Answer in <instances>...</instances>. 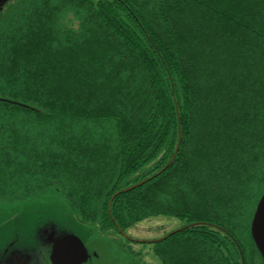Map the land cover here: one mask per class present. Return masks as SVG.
Segmentation results:
<instances>
[{"label":"trees","instance_id":"1","mask_svg":"<svg viewBox=\"0 0 264 264\" xmlns=\"http://www.w3.org/2000/svg\"><path fill=\"white\" fill-rule=\"evenodd\" d=\"M49 188L101 231L197 223L152 242L162 264H256L264 0L5 6L0 203Z\"/></svg>","mask_w":264,"mask_h":264},{"label":"flooded vegetation","instance_id":"2","mask_svg":"<svg viewBox=\"0 0 264 264\" xmlns=\"http://www.w3.org/2000/svg\"><path fill=\"white\" fill-rule=\"evenodd\" d=\"M76 226L77 224L73 222L62 225L54 219L45 220L43 224L25 223L21 234L13 232L6 237L4 233L6 223H4L0 226V264H56L52 259L53 248L58 245L61 237L69 233L80 237L88 249V259L80 264H151L143 261L139 251L133 247L143 240L133 239L122 230L115 235L119 237L118 240L117 238H104L102 231L95 239L92 233L83 235L80 231L78 232ZM88 231L92 230L88 229ZM120 236L124 237V242L126 241L127 248L124 250ZM157 240L159 239L151 240V243ZM118 244L120 248L122 247L120 250L116 249ZM68 247L69 252L74 251L71 245Z\"/></svg>","mask_w":264,"mask_h":264},{"label":"water","instance_id":"3","mask_svg":"<svg viewBox=\"0 0 264 264\" xmlns=\"http://www.w3.org/2000/svg\"><path fill=\"white\" fill-rule=\"evenodd\" d=\"M11 1L12 0L1 1L0 11L4 10L6 4ZM18 211L19 212L17 214L6 220V231L4 232L6 233V237L11 235L13 232L21 234L25 223L43 224L45 220L51 219L56 220L62 225H66L67 222L77 223L72 220L74 217L72 212H69L61 202H57L52 205L46 203L36 208H34V206L25 209L19 208ZM29 219L31 220L29 221ZM79 222L82 223L80 220ZM196 224L197 223H194L186 227L194 226ZM184 228L179 230H183ZM76 229L78 232L80 231L77 226ZM249 240L254 251V262L256 264H264V193L257 203L252 218ZM68 245H71L73 247L72 249H74V251H70L71 254L69 252L70 248ZM241 254L243 264H246L244 255L242 252ZM88 257V249L84 242L80 237L74 235L73 233H69L61 237L58 241V245L53 248L52 252V259H54L56 264H80L81 262L86 261Z\"/></svg>","mask_w":264,"mask_h":264},{"label":"rangeland","instance_id":"4","mask_svg":"<svg viewBox=\"0 0 264 264\" xmlns=\"http://www.w3.org/2000/svg\"><path fill=\"white\" fill-rule=\"evenodd\" d=\"M16 1L17 0H12L11 2L7 3L6 8L12 2H16ZM70 17L73 16L70 14ZM74 22L75 25H77V22L76 21ZM57 202H61L64 205V207L68 209L69 212H72L74 216L72 220L77 222L76 223L77 228L80 229L81 234L86 235L88 233H92L95 235V239H96L97 235H99L101 231V228L98 225H93V224L83 225L82 223H80L79 220L76 218L78 217V215L75 212V209L70 205V203L66 200V198L55 188H49L46 191L41 192L38 196L34 198L26 199V201L23 202L19 201L15 203H0V223H1L0 226L6 223V220L10 219L12 216L17 214L19 212L18 211L19 208L25 209L33 206L34 208H36L46 203L52 205ZM189 225L191 224H188L186 220H180L176 217H171V216L158 215L137 222L136 224L126 228L124 233H126L128 236L132 237L133 239L143 240V242L137 245H133V247L141 254L143 261L151 264H162L161 261L153 252L154 246L151 243V240L161 239L167 236L168 234ZM86 228L91 229L92 231L89 232L88 229ZM117 232L118 230L110 228L109 230L102 231V236H104V238L106 239L107 238L115 239L117 238L115 236ZM124 240H125L124 237H121V241H122L121 246L123 247V250L127 248L126 241L124 242ZM121 248H120V244H118V246L116 247L117 250H120Z\"/></svg>","mask_w":264,"mask_h":264},{"label":"bare ground","instance_id":"5","mask_svg":"<svg viewBox=\"0 0 264 264\" xmlns=\"http://www.w3.org/2000/svg\"><path fill=\"white\" fill-rule=\"evenodd\" d=\"M240 243V242H239ZM245 255V254H244Z\"/></svg>","mask_w":264,"mask_h":264}]
</instances>
